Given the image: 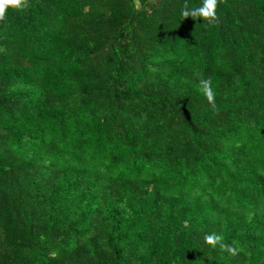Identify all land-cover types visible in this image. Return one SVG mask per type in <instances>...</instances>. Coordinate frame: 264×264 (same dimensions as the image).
<instances>
[{
  "label": "trees",
  "instance_id": "obj_1",
  "mask_svg": "<svg viewBox=\"0 0 264 264\" xmlns=\"http://www.w3.org/2000/svg\"><path fill=\"white\" fill-rule=\"evenodd\" d=\"M201 3L6 10L0 264H264V0Z\"/></svg>",
  "mask_w": 264,
  "mask_h": 264
},
{
  "label": "clouds",
  "instance_id": "obj_2",
  "mask_svg": "<svg viewBox=\"0 0 264 264\" xmlns=\"http://www.w3.org/2000/svg\"><path fill=\"white\" fill-rule=\"evenodd\" d=\"M24 6V0H0V18H2L6 10L9 7L21 8ZM217 0H202L199 5H187L183 6L180 10V16L182 19L191 17L193 20L200 18L203 24L207 22L208 24L213 23L217 19ZM199 88L203 95L206 97L209 103H214L215 101V87L209 78H202L199 80ZM205 243L212 247H219L221 249H227L231 253H235L237 249L231 247L230 245L224 243V238L222 234L212 233L204 236Z\"/></svg>",
  "mask_w": 264,
  "mask_h": 264
}]
</instances>
